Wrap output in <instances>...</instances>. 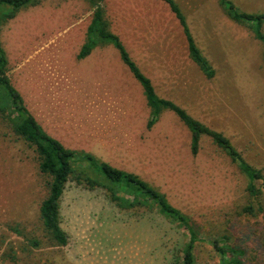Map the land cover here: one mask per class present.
<instances>
[{
  "label": "rangeland",
  "instance_id": "1",
  "mask_svg": "<svg viewBox=\"0 0 264 264\" xmlns=\"http://www.w3.org/2000/svg\"><path fill=\"white\" fill-rule=\"evenodd\" d=\"M175 1L213 78L191 58L164 1L103 0V6L157 93L225 134L264 174L263 42L252 23L233 20L220 0ZM233 1L241 11L264 12V0ZM9 10L1 5L0 15ZM94 11L88 0H36L3 22L8 75L26 107L67 148L139 175L187 213L201 237L198 264H220L212 240L224 235L246 250L245 264H264V211L238 163L208 135L193 154L192 133L171 110L149 128L143 88L112 44L78 58ZM48 180L35 148L0 117V264H182L189 234L155 204L123 208L106 188L73 178L60 207L68 243L58 245L40 218ZM251 203L256 216L243 212Z\"/></svg>",
  "mask_w": 264,
  "mask_h": 264
},
{
  "label": "trees",
  "instance_id": "2",
  "mask_svg": "<svg viewBox=\"0 0 264 264\" xmlns=\"http://www.w3.org/2000/svg\"><path fill=\"white\" fill-rule=\"evenodd\" d=\"M94 7L92 21L88 27L87 37L82 45L78 58L89 56L102 44H112L119 52L123 63L141 84L151 115L148 127H152L164 110L173 111L192 133L191 150L193 154L199 151L200 138L208 135L222 148L240 170L249 179L248 190L253 201H257L259 212L264 211V174L261 169L250 164L231 140L221 131L213 129L196 119L184 107L171 99L161 97L153 80L142 71L131 57L122 39L111 29V23L106 18L103 0H88ZM168 4L179 20L188 43L191 58L200 66L208 78L215 76V69L209 59L198 46L189 23L175 0H162ZM36 0H0L1 5L11 6V10L0 15V28L4 21L16 16L18 10ZM229 16L242 23H252L256 38L264 44V12L241 11L232 0H220ZM0 117L11 124L16 134L33 146L39 158V169L48 177V195L40 208V218L44 230L58 245L68 243V235L60 220L61 199L67 183L71 178L79 183L85 182L90 187L102 186L109 192L110 198L118 206L133 208L153 203L164 216L185 228L189 241L183 249L180 260L182 264H198L196 252L200 241L199 228L191 217L181 209L172 205L166 195L139 175L116 168L108 162L101 161L93 154L67 148L60 140L44 130L33 114L26 107L21 93L12 84L8 75V58L0 42ZM261 182L262 188L257 186ZM256 205L249 204L243 208L244 213L257 215ZM230 236L212 240V245L219 255L220 264H245L246 250L230 242Z\"/></svg>",
  "mask_w": 264,
  "mask_h": 264
},
{
  "label": "crops",
  "instance_id": "3",
  "mask_svg": "<svg viewBox=\"0 0 264 264\" xmlns=\"http://www.w3.org/2000/svg\"><path fill=\"white\" fill-rule=\"evenodd\" d=\"M233 1V0H232ZM234 2V1H233Z\"/></svg>",
  "mask_w": 264,
  "mask_h": 264
}]
</instances>
